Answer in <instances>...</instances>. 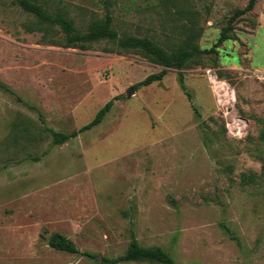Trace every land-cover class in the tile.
<instances>
[{
  "label": "rangeland",
  "instance_id": "1",
  "mask_svg": "<svg viewBox=\"0 0 264 264\" xmlns=\"http://www.w3.org/2000/svg\"><path fill=\"white\" fill-rule=\"evenodd\" d=\"M30 1L79 31L106 12L119 35L159 43L193 26L206 51L134 89L163 67L106 40L66 46L58 25L35 28L0 0V264H162L105 261L132 236L176 264H264V0L217 46L248 0ZM205 67L235 88L245 138L226 135ZM109 100L98 124L53 143L51 130H78ZM54 232L78 252L51 247Z\"/></svg>",
  "mask_w": 264,
  "mask_h": 264
},
{
  "label": "trees",
  "instance_id": "2",
  "mask_svg": "<svg viewBox=\"0 0 264 264\" xmlns=\"http://www.w3.org/2000/svg\"><path fill=\"white\" fill-rule=\"evenodd\" d=\"M25 11L33 14L36 17L35 28H48L47 26L58 25L64 33V44L66 46H85L92 41L106 40L112 43L111 51L133 52L139 54L151 62L157 63L163 67L156 73L147 75L143 80L134 84L136 89L140 85H148L154 81H158L167 73V69L174 67L181 69L190 67L200 60L196 59L200 54L206 51L199 47L197 39L201 31L193 26L189 30L183 32V35L168 39L164 43H159L152 36L149 35H119L117 30L112 26V15L106 12L101 18H94L91 20L85 31H79L73 20L66 17L61 12L54 14L47 12L41 4L30 0H15ZM257 0H248L243 8L236 9L228 19V25L220 30L218 39L214 46L221 44L227 39H237L236 34L232 32V21L240 15L251 11ZM179 12H183L182 8H178ZM46 25V26H44ZM31 29V28H30ZM32 30V29H31ZM182 88L185 90V85L180 79ZM112 101H107L95 114V116L86 124L81 126L78 130L71 132H62L51 130L53 143H63L71 137L77 135L78 132L90 129L98 124L105 113L110 109ZM225 130L224 126L222 125ZM48 243L56 250L66 251L69 253H76L78 249L75 244L59 232L52 233L48 238ZM85 255H91L89 252H84ZM106 262L117 263L119 261H149L159 262L162 264H176L172 255L166 252L160 246H143L132 236L127 249L124 254L111 260L105 259Z\"/></svg>",
  "mask_w": 264,
  "mask_h": 264
},
{
  "label": "built area",
  "instance_id": "3",
  "mask_svg": "<svg viewBox=\"0 0 264 264\" xmlns=\"http://www.w3.org/2000/svg\"><path fill=\"white\" fill-rule=\"evenodd\" d=\"M203 75L212 94L217 116L232 139H243L248 134L249 120L236 110L235 88L214 67H205ZM264 80V73L258 76Z\"/></svg>",
  "mask_w": 264,
  "mask_h": 264
},
{
  "label": "water",
  "instance_id": "4",
  "mask_svg": "<svg viewBox=\"0 0 264 264\" xmlns=\"http://www.w3.org/2000/svg\"><path fill=\"white\" fill-rule=\"evenodd\" d=\"M131 92H133V88L132 87H129L128 88V94L131 93Z\"/></svg>",
  "mask_w": 264,
  "mask_h": 264
},
{
  "label": "crops",
  "instance_id": "5",
  "mask_svg": "<svg viewBox=\"0 0 264 264\" xmlns=\"http://www.w3.org/2000/svg\"><path fill=\"white\" fill-rule=\"evenodd\" d=\"M165 76V75H164Z\"/></svg>",
  "mask_w": 264,
  "mask_h": 264
}]
</instances>
